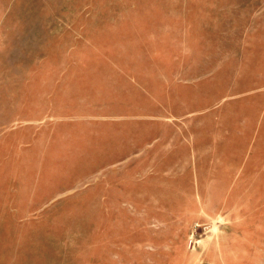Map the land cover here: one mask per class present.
Instances as JSON below:
<instances>
[{
	"label": "rangeland",
	"instance_id": "374dc122",
	"mask_svg": "<svg viewBox=\"0 0 264 264\" xmlns=\"http://www.w3.org/2000/svg\"><path fill=\"white\" fill-rule=\"evenodd\" d=\"M0 264H264V0H0Z\"/></svg>",
	"mask_w": 264,
	"mask_h": 264
}]
</instances>
